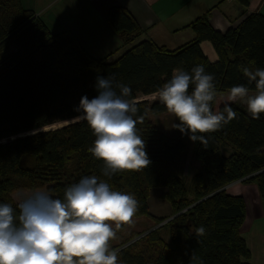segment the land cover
Returning a JSON list of instances; mask_svg holds the SVG:
<instances>
[{
    "label": "trees",
    "instance_id": "trees-1",
    "mask_svg": "<svg viewBox=\"0 0 264 264\" xmlns=\"http://www.w3.org/2000/svg\"><path fill=\"white\" fill-rule=\"evenodd\" d=\"M234 1L248 5V0ZM208 16L187 25L193 39L168 49L142 39L144 31L132 16L114 7L107 23L130 48L108 62V56L92 57L70 31L52 33L22 0H0V203L15 208L12 194L21 190L46 189L62 199L67 186L95 175L114 190L135 195L139 207L132 219L151 220L143 231L123 235L124 224L117 230L110 243L119 249L118 264H249L241 232L245 201L225 188L237 181L253 184L264 206V113L253 119L243 103H227L237 117L202 134L207 144L191 141L194 163L188 183L182 167L188 134L178 129L172 135L159 132L149 115H161L166 107L160 99L138 100L158 94L174 69L190 72L196 65L214 76L216 97L241 84L254 91L243 69H264V16L250 14L224 32L215 30ZM203 41L212 45L215 62L202 52ZM97 76H114L131 88L129 99L137 107L133 118L151 160L147 168L106 177L103 161L88 152L95 136L77 109L81 97L97 96ZM152 189L165 190L160 198L170 205L168 217L150 214ZM201 226L206 230L202 236L197 234Z\"/></svg>",
    "mask_w": 264,
    "mask_h": 264
},
{
    "label": "clouds",
    "instance_id": "clouds-1",
    "mask_svg": "<svg viewBox=\"0 0 264 264\" xmlns=\"http://www.w3.org/2000/svg\"><path fill=\"white\" fill-rule=\"evenodd\" d=\"M243 72L254 82V91L242 84L232 86L228 101L243 103L250 116L259 119L264 113V69ZM96 89L97 96L81 97L77 109L95 136L88 152L103 161L106 177L147 168L151 160L133 118L137 107L129 99L131 88L114 76H97ZM158 95L179 121L173 127L193 142L207 144L202 134L237 117L227 103L223 111L213 110L217 89L203 65L190 72L174 69ZM138 207L134 194L114 190L95 175L67 186L62 199L41 190L18 193L15 208L0 203V264H118L119 249L110 242L123 224L132 223ZM205 233L203 226L197 229L198 235Z\"/></svg>",
    "mask_w": 264,
    "mask_h": 264
},
{
    "label": "crops",
    "instance_id": "crops-1",
    "mask_svg": "<svg viewBox=\"0 0 264 264\" xmlns=\"http://www.w3.org/2000/svg\"><path fill=\"white\" fill-rule=\"evenodd\" d=\"M28 1L32 5L29 9L35 12L52 33L70 31L92 56L94 52L106 50L109 39H112V43L116 45L117 49L123 45L120 37L107 23L108 13L114 7H122L132 16L144 31L141 36L142 39H150L166 48L168 47L164 38L181 37V42L193 39L194 33L187 25L207 12H209L208 17L211 26L220 32L236 27L250 14L259 13L264 16V0H248L247 6H243L234 0ZM38 5L40 7H37ZM38 8L39 13H37ZM82 16L87 17V21L94 23L101 31L92 34L90 27L83 24ZM66 21L70 24H67ZM72 28H77L78 31L82 30L83 36L86 37V44L80 41ZM167 42L171 43L170 41ZM175 44H178L177 47H179L184 43ZM200 48L209 61L214 60L211 62H215L217 60V55L208 41H203ZM218 109L219 107L214 108V110ZM225 189L226 192L233 189L234 192L228 194L241 196L245 201L246 216L241 232L250 252V259L247 262L249 264H264V206L257 187L253 188L252 184L237 181Z\"/></svg>",
    "mask_w": 264,
    "mask_h": 264
},
{
    "label": "rangeland",
    "instance_id": "rangeland-1",
    "mask_svg": "<svg viewBox=\"0 0 264 264\" xmlns=\"http://www.w3.org/2000/svg\"><path fill=\"white\" fill-rule=\"evenodd\" d=\"M23 2H22V4L26 9H29V7H32V5L29 3L28 0H23ZM37 7H40V6L38 5ZM54 8H55V6L53 7V9ZM41 9H42V7H41ZM39 11L40 10L38 8L37 13H39ZM53 15L56 16L55 14H53ZM82 19H83V24H87L90 27V29L92 30V34H95L96 32L101 31L100 29H98L94 25V23H92V22L89 23L87 21V17L82 16ZM66 22H68V21H66ZM67 24H70V23L68 22ZM72 30L79 37L80 41L82 43L86 44V41H85L86 37L83 36L82 30L78 31L77 28H72ZM164 40L166 41L168 49H175L178 46V44H175V43H181L182 44V43H186L188 41V40H183V42H181V37L164 38ZM167 41H170L171 43H169ZM108 42H109V45L106 46V50L94 52L93 56H92V54H90V55L94 58L100 59V58L106 57V55L110 53L107 57V61L111 62V61L115 60L117 57H119L121 54H123L125 51H127V49L130 48V46H128V45H122V46H120V48L117 49L116 45L112 43V39H109ZM181 44H179V45H181ZM211 61H214V60H210V62ZM157 99H159L158 94H155L152 96H147V97H140L138 100H147L148 102L151 103ZM225 103H230V101H228V92L224 93V94H220L216 97V102H215L214 108L217 109L218 107H220L222 104H225ZM78 120H80V118L74 119V120L68 121V122L55 124L51 127L44 128L43 131L49 130V129L60 128L62 126H65V125L72 123V122H76ZM149 120L153 123V125L156 127V129L159 132H161L165 135H172L177 131V129L175 127H173L174 124H178L177 119L175 118L174 115L169 113L167 110L161 115H157V116L149 115ZM184 141L187 144L188 154H187V158H186L185 162L182 164V167L184 169V173H185L187 179H189L188 180V183H189L190 177L192 174V168L191 167L194 163V160L190 154L191 140L189 139L188 135L185 136ZM252 186H253V188H256L255 185L252 184ZM39 190L47 191L46 189H39ZM34 191H36V190H34ZM163 191H164V189H152V191L150 192V196L148 198V208H149L150 214L153 216L168 217L171 214V208H170V205L168 204V202L160 198V195ZM30 192H32V191H26V190L17 191V192H14L12 194V198L14 199L15 202H17V194L18 193H23L26 195ZM233 192H234L233 189H229L227 191V193H233ZM124 225L126 226V228L122 232L123 235L129 231H143V230H145L147 227H149V225H151V220H149L147 218L132 219V223L124 224ZM162 237L166 241L169 240L167 233L163 232Z\"/></svg>",
    "mask_w": 264,
    "mask_h": 264
}]
</instances>
